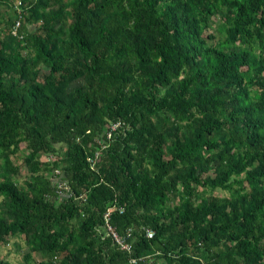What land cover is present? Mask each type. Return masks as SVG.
<instances>
[{
    "label": "trees",
    "instance_id": "16d2710c",
    "mask_svg": "<svg viewBox=\"0 0 264 264\" xmlns=\"http://www.w3.org/2000/svg\"><path fill=\"white\" fill-rule=\"evenodd\" d=\"M15 1L0 246L23 238L26 264H264V0H20L23 38Z\"/></svg>",
    "mask_w": 264,
    "mask_h": 264
},
{
    "label": "built area",
    "instance_id": "2783aa9c",
    "mask_svg": "<svg viewBox=\"0 0 264 264\" xmlns=\"http://www.w3.org/2000/svg\"><path fill=\"white\" fill-rule=\"evenodd\" d=\"M15 10H17L18 18L15 20V25L12 28V34L16 37L23 38L24 35L20 34V30H21L22 22H23L22 21V17H23L22 16V6H21L20 0L15 1ZM121 125H122L121 122L113 123V124H111V129L114 131H118L119 128L121 127ZM110 136H111V134H109V137ZM50 159L51 158H49V160ZM54 172H55V176H57V178H59L58 175L62 174L61 169H56ZM58 188H59V190L65 191L66 193H71L67 182H60L59 181ZM111 210L112 209H109L104 215V221H105L104 227H103V231L105 233L104 235L110 236L118 246H120L123 250L130 252L131 251V244L129 243V238L133 236L134 230L129 229L127 231V234L124 236L119 234L117 229L111 224ZM142 230L145 232V235L148 238H153L155 235V231L153 229H150L149 227L144 226L142 228ZM131 261H132V263L135 264V263H137L138 260L132 259Z\"/></svg>",
    "mask_w": 264,
    "mask_h": 264
},
{
    "label": "rangeland",
    "instance_id": "374dc122",
    "mask_svg": "<svg viewBox=\"0 0 264 264\" xmlns=\"http://www.w3.org/2000/svg\"><path fill=\"white\" fill-rule=\"evenodd\" d=\"M23 151L19 152L14 160L16 164L21 165L23 159ZM44 160H49V158H44ZM24 174H27L25 169L23 168ZM23 180L20 181L22 184ZM218 196H227L228 193L225 191L218 190L215 193ZM2 201V197H0V202ZM28 252V247L23 238H13L10 243L0 246V258L9 261L12 264H26L25 256ZM40 260V256L37 254L33 255V261Z\"/></svg>",
    "mask_w": 264,
    "mask_h": 264
}]
</instances>
